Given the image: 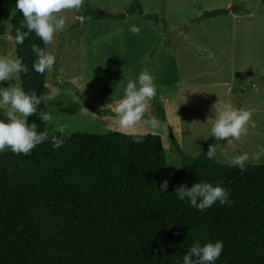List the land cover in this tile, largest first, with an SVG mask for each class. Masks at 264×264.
<instances>
[{"label":"trees","instance_id":"obj_1","mask_svg":"<svg viewBox=\"0 0 264 264\" xmlns=\"http://www.w3.org/2000/svg\"><path fill=\"white\" fill-rule=\"evenodd\" d=\"M15 5L0 0V36L10 22L13 39L23 22ZM133 14L158 19L144 13L141 0L116 18ZM228 14L222 8L203 16ZM83 16L103 18L89 0ZM33 44L47 48L34 33L15 47L29 67L22 87L47 96L48 72L31 67ZM39 110L48 111L47 102ZM28 119L47 130L34 114ZM69 133L59 149L50 143L59 133L48 131L49 140L30 155L0 153V264H182L195 240L223 241L216 264H264V164L241 171L207 159L208 147L189 156L173 137L181 167L170 172L159 134ZM200 181L222 183L232 204L199 211L177 198V187Z\"/></svg>","mask_w":264,"mask_h":264},{"label":"rangeland","instance_id":"obj_2","mask_svg":"<svg viewBox=\"0 0 264 264\" xmlns=\"http://www.w3.org/2000/svg\"><path fill=\"white\" fill-rule=\"evenodd\" d=\"M141 1L144 13L157 14V21L139 14L116 18L133 0H89L103 16L98 20L84 18L85 4L78 13H66V29L55 46H47L57 57L47 74V108L58 116L57 123L71 133L159 134L170 172L181 167L173 137L189 156L217 143L209 136L212 121L207 120L218 109L252 112L245 136L219 141L230 154L264 143V0ZM222 8L229 14L203 16ZM132 25L139 34L130 31ZM7 26L0 54L17 56L11 23ZM145 69L156 78L157 96L137 127L126 131L118 126L114 105L127 81ZM3 83L7 87L15 81ZM47 131L56 132L49 125Z\"/></svg>","mask_w":264,"mask_h":264},{"label":"clouds","instance_id":"obj_3","mask_svg":"<svg viewBox=\"0 0 264 264\" xmlns=\"http://www.w3.org/2000/svg\"><path fill=\"white\" fill-rule=\"evenodd\" d=\"M85 0H16L15 9L23 16V22L16 28L12 46L24 43L30 33H34L45 46H55L57 36L63 32L68 24L67 12H80ZM24 29V30H22ZM133 34H139L140 28L136 25L130 27ZM35 60L32 70L45 74L51 72L57 62L54 52L46 47L32 45ZM29 67L24 58L14 55L0 54V153L11 151L13 154L30 155L38 145L49 140L48 131L37 130L35 122H29L33 114L49 126H53L59 135L51 136L53 149H59L65 144V138L70 135L67 125L58 124V116L51 111L39 110L48 97L37 95L36 91L26 92L22 87L21 74H27ZM155 76L148 70L141 71L135 80L129 79L124 88V95L114 105V113L118 118V126L126 131L134 130L143 120L149 108V102L157 96ZM9 83L7 87L3 82ZM212 125L211 137L217 143L208 147L205 155L207 159L235 167L241 171L249 165L264 163V143H257L254 150L230 154L219 141L226 138V143L239 141L248 132L252 120V112L245 108L226 107L214 111V118H209ZM208 136V137H209ZM140 142L135 136L133 143ZM178 168V167H177ZM168 182L165 180L159 186V191L165 193ZM181 201H186L193 208L203 211L219 202L221 206L231 205L229 190L222 183L200 181L191 187L181 185L174 191ZM224 251L222 240L208 241L201 244L195 240L183 255L182 264H216Z\"/></svg>","mask_w":264,"mask_h":264}]
</instances>
